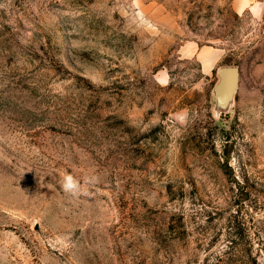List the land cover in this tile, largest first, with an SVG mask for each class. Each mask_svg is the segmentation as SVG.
<instances>
[{"label":"rangeland","instance_id":"rangeland-1","mask_svg":"<svg viewBox=\"0 0 264 264\" xmlns=\"http://www.w3.org/2000/svg\"><path fill=\"white\" fill-rule=\"evenodd\" d=\"M232 2L0 0V264H264V10Z\"/></svg>","mask_w":264,"mask_h":264},{"label":"water","instance_id":"water-1","mask_svg":"<svg viewBox=\"0 0 264 264\" xmlns=\"http://www.w3.org/2000/svg\"><path fill=\"white\" fill-rule=\"evenodd\" d=\"M218 81L213 88L216 115L227 113L238 88L239 69L237 67H221L217 70Z\"/></svg>","mask_w":264,"mask_h":264},{"label":"clouds","instance_id":"clouds-1","mask_svg":"<svg viewBox=\"0 0 264 264\" xmlns=\"http://www.w3.org/2000/svg\"><path fill=\"white\" fill-rule=\"evenodd\" d=\"M98 181V177L88 176L83 181L78 180L71 174H67L63 177L62 188L70 196L79 197L80 195L86 194L81 191L82 188L87 185L94 184Z\"/></svg>","mask_w":264,"mask_h":264},{"label":"crops","instance_id":"crops-1","mask_svg":"<svg viewBox=\"0 0 264 264\" xmlns=\"http://www.w3.org/2000/svg\"><path fill=\"white\" fill-rule=\"evenodd\" d=\"M232 5L236 12L250 10L252 13H263L264 2L262 0H233Z\"/></svg>","mask_w":264,"mask_h":264}]
</instances>
